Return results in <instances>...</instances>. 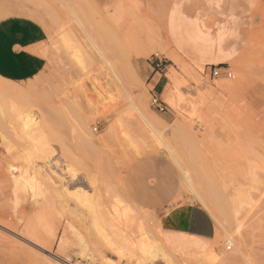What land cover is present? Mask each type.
Instances as JSON below:
<instances>
[{"label": "rangeland", "instance_id": "rangeland-1", "mask_svg": "<svg viewBox=\"0 0 264 264\" xmlns=\"http://www.w3.org/2000/svg\"><path fill=\"white\" fill-rule=\"evenodd\" d=\"M174 3L198 17L214 46L220 12L229 13L230 34L220 46L231 53L225 62L230 77H213L209 65L173 58L166 15ZM8 19L38 28L43 38L32 50L44 65L18 80L0 74V106L7 116L0 128V264H166L154 250L136 255L127 240L119 248L107 243L92 213V204L103 197L102 207L120 201L121 209H131L120 219L129 221L128 227L119 224L124 239H136L144 221L148 231L149 221L161 225L171 208L189 204L203 207L221 235V226L231 222L227 202L242 199L248 204L239 215L238 244L254 264H264V0H0V24ZM172 73L181 78V104L170 105L161 94ZM151 94H161L166 111L150 106ZM137 102L163 123L159 137L139 119ZM24 115L37 118L43 131L37 139L43 135L44 144L21 129ZM182 119L188 135L174 132ZM165 145L182 170L164 153ZM40 147L52 150V168L63 164L64 154L75 174L71 181L65 178V186L54 183L57 189L50 194L47 189L45 197L41 192L53 182L28 184L20 170L42 165L36 157ZM101 157L105 174L100 169L94 185L87 184L85 170L91 175L96 168L91 162L100 164ZM12 176L26 188L17 199ZM81 187L96 199L87 192L83 202ZM173 241L169 257L181 264H246L233 244L226 248L224 236L217 239L216 249L225 251L218 259L205 254L210 240L175 235Z\"/></svg>", "mask_w": 264, "mask_h": 264}, {"label": "bare ground", "instance_id": "bare-ground-1", "mask_svg": "<svg viewBox=\"0 0 264 264\" xmlns=\"http://www.w3.org/2000/svg\"><path fill=\"white\" fill-rule=\"evenodd\" d=\"M235 3V2H234ZM220 7V6H219ZM216 8H218V7H216ZM231 11V10H230ZM228 18H229V16H228ZM228 18L226 19V20H228ZM230 19V18H229ZM230 21V20H229ZM233 21V20H232ZM231 21V22H232ZM228 23V22H227ZM218 49V48H217ZM175 52V51H174ZM174 52H172L171 51V54L173 55V58H177V60H178V56H177V54H175ZM198 52V51H197ZM203 52V51H202ZM201 52V53H202ZM229 54V53H228ZM77 55V54H76ZM77 57V56H76ZM181 58V57H180ZM179 58V59H180ZM231 62H234V61H231ZM182 70H183V72L186 74V75H188L189 74V71L188 70H186V69H184V68H182ZM112 74V73H111ZM178 77H179V75L177 74V73H172L170 76H169V85H168V87H167V85L165 86V89H164V91H163V93L162 94H164L165 96H166V99H167V102L170 104V105H176V104H181V93H179L180 91H179V88H180V79L178 80ZM192 78H193V80L196 82V83H198L199 82V80H198V78L197 77H193L192 76ZM183 84H184V82H183ZM183 86V85H182ZM116 87V86H115ZM188 88V87H187ZM116 91H118V89L116 90ZM119 92V91H118ZM117 92V93H118ZM124 93V92H123ZM126 97V96H125ZM182 97H183V94H182ZM10 104L12 105V103L10 102ZM16 106V105H15ZM14 106V104H13V107H15ZM12 107V106H11ZM133 108H134V110H135V112L138 114V116H139V119L144 123V125L146 126V127H148V129L150 130V131H152L153 133H154V135L156 134L157 135V137H159L160 136V131L158 132V130H159V127H161V125H163V123L162 122H160L158 119H156V118H154L152 115H150V114H148L147 113V108H146V106L144 105V104H142V103H140V102H137L136 104H133ZM183 108V107H182ZM13 109V108H12ZM15 109H16V107H15ZM14 109V110H15ZM17 110V109H16ZM10 111H11V109H10ZM16 113H17V111H15ZM15 114V113H14ZM31 114V113H30ZM16 115V114H15ZM45 117V116H44ZM43 118V117H42ZM7 116H6V112H5V110L2 108V106H0V128H3V130H4V127L6 126V124H7ZM37 118H34L33 116H31V115H24L23 117H20V126H21V129L23 130V131H25L27 134H28V137L29 138H31V139H37L38 137H39V135L40 134H42V132L43 131H41V129H40V125H38V123H37V120H36ZM48 119V118H47ZM52 125H53V123H52ZM175 126H176V128L177 129H175V128H173L174 129V132H176L177 133V131L180 133V134H185V135H188L189 134V128H188V122L186 121V120H184V119H182V120H179L178 121V123L176 122V124H175ZM53 128V127H52ZM162 128V127H161ZM155 135V136H156ZM42 138L39 140V139H37V141H36V143H38V141H39V143H40V141L42 142V140H43V135L41 136ZM88 137L89 138H91V139H93L94 137H93V135L89 132V134H88ZM28 138V139H29ZM40 138V137H39ZM34 141V140H33ZM33 141L31 140V143L33 144ZM44 141V143H45V139L43 140ZM93 141H94V139H93ZM95 141H98V140H96L95 139ZM83 142V141H82ZM34 143H35V141H34ZM35 143V146H38L37 144ZM43 142H42V144H44ZM41 144V143H40ZM47 144V143H46ZM91 145V144H90ZM92 147H93V145H91ZM159 146V145H158ZM88 147V146H87ZM90 147V146H89ZM92 147H90V148H92ZM146 147V146H145ZM153 147H157V146H155V144L153 145ZM52 148V147H51ZM93 148H95V146L93 147ZM143 148V147H142ZM37 149V148H36ZM141 149V148H140ZM146 149V148H145ZM159 149H160V147H159ZM158 149V150H159ZM164 149V153H166V155L167 156H169V158L175 163V164H177L178 166H179V163H178V157H176L175 156V154L172 152V150L168 147V146H166L165 145V147L163 148ZM144 150V149H143ZM52 151V150H51ZM50 151V149H48V147H45V148H43V147H40L39 149H38V155H36V157L37 158H39L42 162V165H40V166H37V165H34L33 163H30V164H28V166L26 167V165H23V167H22V169H20L21 170V173H25V178H26V180H27V183L28 184H30V183H33V181H32V179H40L41 181H45V185L47 184V182L48 183H52L53 182V185H50V186H52V189L48 186V184H47V188H46V192H44V191H42L41 193H42V195H43V193H44V195H45V193H46V196H48L47 194V189L49 190V194H50V192L52 193L53 191H55L57 188H56V186H54L55 184L54 183H57V182H59L60 184H61V186H62V184L64 183V180H65V178H67V179H70V181H71V179L73 180V177H74V173H73V171H72V169L70 168L71 167V165L66 161V157L64 158V154H61V158L63 159L62 160V162H63V164H57V162L56 161H54L55 162V164H57L56 166V169L54 168H52V164H53V162H52V159L50 158V155L52 154V152ZM88 151V150H87ZM157 151V150H156ZM28 152V151H27ZM26 152V153H27ZM99 152V151H98ZM89 153V152H88ZM54 154V153H53ZM90 154V153H89ZM112 154V153H111ZM28 157H30V156H28ZM59 157V158H60ZM103 158L104 157H101V159H100V161L102 160L103 162H104V160H103ZM29 159V158H28ZM90 162L92 161V159H88ZM107 163L109 162L110 163V166H111V160H109V157H107ZM130 160V159H129ZM27 161V163H28V160H26ZM99 162V159L98 160H93L92 162H91V164L93 163V165H94V167H96V168H98L97 170V172H94V170H96V168L95 169H93V170H91V168H90V171H92V173H91V175L93 176H91L90 175V172H86V170H85V174H83L84 175V177H85V179L87 180V184L89 183V184H92L93 183V185H94V182H95V179H94V175H95V178L97 179V178H99V176H98V174H99V172H100V169H101V171L103 170L102 168H104L105 166H103L102 168H101V164H102V161H101V163L99 164L98 162ZM29 162H30V159H29ZM52 162V163H51ZM97 162V164H96V166H95V163ZM99 164V165H98ZM86 163H85V167H86ZM104 165V164H103ZM107 165H109V164H107ZM176 165V166H177ZM53 166H55L54 164H53ZM98 166V167H97ZM109 167V166H108ZM25 168V169H24ZM29 168V169H28ZM112 168V167H111ZM179 168H180V166H179ZM31 169V171H29ZM86 169V168H85ZM181 169V168H180ZM87 170H88V166H87ZM105 170V169H104ZM182 170V169H181ZM106 171H107V169H106ZM104 174H105V172L104 171H102ZM95 173V174H94ZM102 173V174H103ZM96 174H97V176H96ZM182 175H183V178H184V181L185 180H187L188 178H186V174L184 173V172H182L181 173ZM62 179H63V182L61 183V181H62ZM85 181V180H84ZM40 183V182H39ZM103 183V182H102ZM186 184H187V182H185ZM60 184L58 185V183H57V186H59V187H61L60 186ZM66 184V183H65ZM65 184H63L64 186H65ZM67 185V184H66ZM119 185H120V183H119ZM40 186V185H38V183L36 184L35 183V186H34V188L36 189V195H38V192H39V189H40V187L38 188V187ZM91 186V185H90ZM90 186H86V187H89L90 188ZM98 187L100 186V185H97ZM96 186V184H95V190H97V192L94 190V192H95V197H96V195H97V193L99 192V188ZM103 186V185H102ZM86 187H81V188H83L82 189V191H79V196L84 200L83 202H86L85 200H86V195L88 194L87 192H90V191H88V188H87V194L85 193V191H86ZM66 188V187H65ZM120 189H121V185H120ZM66 190V189H65ZM92 191H93V186H92ZM58 192V191H57ZM99 194H100V192H99ZM99 194L97 195V198H99L98 196H99ZM239 193H237V195H238ZM43 195V197H45ZM88 196L89 197H91L92 198V200H93V197H94V194L92 195L91 194V192H90V195L88 194ZM93 196V197H92ZM123 196V195H122ZM88 197V198H89ZM94 197V199H96ZM103 197V196H102ZM124 197V196H123ZM238 197H239V195H238ZM104 198V197H103ZM103 198H102V200H101V202L102 203H107L106 201H105V199L103 200ZM90 199V198H89ZM88 199V200H89ZM91 200V201H92ZM114 200V199H113ZM98 201V199L96 200V202ZM118 201V200H117ZM96 202H95V204H96ZM100 202V203H101ZM94 203V202H93ZM99 202L96 204V205H93L92 204V202H91V204H92V213H93V224L95 225V226H98L99 228H100V232H104L103 234H104V237L107 239V243L109 244H111V245H113L115 248H119V246H121L120 244L121 243H124V242H121L120 240H127L128 242L127 243H130L131 245H132V247L133 248H135L136 249V255H139V256H144V257H147L153 250H154V253H155V255L156 256H159L160 258H162L163 259V261L166 263V264H181L180 262H176V261H174L173 259H171L170 257H169V254H168V249H170L174 244H173V237H172V239H170L169 238V236H168V232L166 233V231H164L163 229L164 228H162L161 227V225H160V223H157V222H155V223H153V222H151V221H149L150 222V225L152 224V226H150L149 225V223H148V225H149V228H150V230H146V229H148L147 227H146V224H145V222L146 221H144V224L142 223V224H140V227H139V229L137 230V234H136V239H134L133 237H131V236H126L125 238L126 239H124L121 235L122 234H124V233H122V232H120L119 233V231H122L123 229V227L120 229L119 228V224H121V221H120V219L121 218H125V219H127V217L126 216H128V214H129V212L131 211V209H129V208H120V206L118 205L119 203H120V201L118 202V204L116 203H108L107 205H109L108 207H102V204H100ZM101 205V206H99V205ZM227 208H226V210L229 212V214H230V224L228 225V226H224V225H222L221 226V228H220V231H221V235L220 234H214V237L209 241V243H207V245H206V248H205V254H208L211 258H215V259H218V258H220L221 257V255L223 254L222 253V251H224V250H221V249H216V246H217V239L219 238V237H221V238H223V236H224V239H226V245H228V247L229 248H231V244H233L234 245V247H235V249L238 251V252H240V255L242 256V258L245 260V262H246V264H254L251 260H249L248 259V257H247V255L245 254V253H243L242 251H241V248H240V246H239V244H238V242H239V240L241 241V234H242V223H241V221H239V215H240V212H241V210H242V208L244 207V205H247L248 203L246 202V201H244V200H242V199H238V201L236 202H233V203H231V202H227ZM87 205H89L90 206V204H87ZM88 206V207H89ZM98 207L99 206V208L97 209V208H94V207ZM104 206V205H103ZM91 207V206H90ZM100 207H102V208H100ZM226 207V206H225ZM139 210V209H138ZM149 211V210H148ZM148 218V217H147ZM147 218L145 219V220H147ZM152 219H153V217H152ZM151 220V219H150ZM127 222H129L128 220H126ZM125 221V224H126V226H127V222ZM124 222V221H123ZM122 222V224H124ZM143 222V221H142ZM121 224V226H124V225H122ZM139 224H138V226H139ZM129 225V224H128ZM142 225H144L143 227H142ZM128 227V226H127ZM130 227V226H129ZM144 228H146V229H144ZM102 230V231H101ZM179 230V229H178ZM131 231V230H130ZM122 233V234H121ZM127 233L129 234V231H127ZM173 233V232H172ZM121 234V235H120ZM129 235H132V233L130 232V234ZM240 236V237H239ZM103 236H102V238H104ZM104 238V239H105ZM123 238V239H122ZM215 238H216V240H215ZM238 238H240L238 241H237V239ZM105 239V240H106ZM126 243V242H125ZM127 243H126V245H127ZM240 243V242H239ZM129 244V245H130ZM129 245H127L128 247H129ZM131 247V246H130ZM129 247V248H130ZM126 248V247H125ZM131 249V248H130ZM132 252H135L134 250L132 251ZM225 252V251H224ZM225 254V253H224ZM223 257H224V255H222ZM222 258V257H221ZM227 259V258H226Z\"/></svg>", "mask_w": 264, "mask_h": 264}, {"label": "crops", "instance_id": "crops-1", "mask_svg": "<svg viewBox=\"0 0 264 264\" xmlns=\"http://www.w3.org/2000/svg\"><path fill=\"white\" fill-rule=\"evenodd\" d=\"M220 13L224 15L223 20L217 24L219 40L218 45L214 46L209 38L204 36L198 17L190 16L179 5L172 4L166 15V30L171 51H175L178 57L186 58L188 63L194 66L225 64L231 53L220 45L224 36L230 34L231 29L227 26L230 15L223 11ZM42 38L34 24L22 19H8L1 23L0 74L18 80L38 72L44 61L32 49ZM160 86L161 84H158V91ZM12 177L14 179L12 193L17 199L26 188L14 176ZM161 227L166 233L168 232L170 239L175 238V235H183L190 242L211 240L215 234V225L211 216L203 207L196 204L171 208L164 217Z\"/></svg>", "mask_w": 264, "mask_h": 264}, {"label": "built area", "instance_id": "built-area-1", "mask_svg": "<svg viewBox=\"0 0 264 264\" xmlns=\"http://www.w3.org/2000/svg\"><path fill=\"white\" fill-rule=\"evenodd\" d=\"M209 74L213 77L215 76H225L230 77L232 75L231 71L229 70V66L227 64H216L211 65L209 67ZM150 106L153 109L158 110L159 112H163L167 110L166 102L161 98V94H151L150 98ZM96 129V128H95ZM229 249L228 245L226 246Z\"/></svg>", "mask_w": 264, "mask_h": 264}]
</instances>
